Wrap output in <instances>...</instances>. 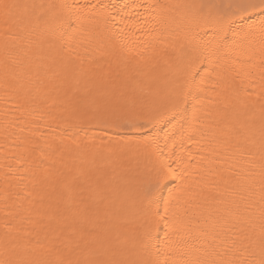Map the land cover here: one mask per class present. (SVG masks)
Wrapping results in <instances>:
<instances>
[{
	"label": "snow or ice",
	"instance_id": "snow-or-ice-1",
	"mask_svg": "<svg viewBox=\"0 0 264 264\" xmlns=\"http://www.w3.org/2000/svg\"><path fill=\"white\" fill-rule=\"evenodd\" d=\"M181 8L196 11L206 29L203 35L185 34L183 41L177 39L172 12ZM0 16L6 29L5 48L9 40L24 39L19 30L36 37L30 43L47 44L58 56L53 60L55 70L43 64L44 57H38L35 76L10 72L6 63L0 99L14 102L20 90L26 89L25 99L33 105L41 101L60 104L80 122L95 121L117 134L127 130L140 133L139 142L148 150L151 163L133 188L91 183L82 188L83 169L65 165L67 171H62L55 160L42 165L40 204L34 203L36 197L29 201L25 238L6 244L0 264H264V194L258 232L251 215L242 214L235 200L219 215L209 214L210 222L200 224L205 214L203 201L208 199L204 190L220 188L208 179L219 175L220 169L213 167L216 164L244 158L254 167L253 150H258L264 193V104L258 149L256 133L246 125H241L246 145L238 142V132L236 143L233 137L222 140L211 135L204 149L207 157L185 148L213 126L201 117L202 108L197 106L201 94L209 90L206 85L228 83L230 77L234 83L242 75L249 76L245 68L255 67L264 80V0H202L183 5L155 0H117L111 5L63 0L47 6L0 0ZM117 16V23H111ZM99 17L104 19L107 47L118 66L150 71L163 49L175 51V59L165 61L170 77L164 87L143 80L130 85L119 74L92 70L91 53L96 50L92 34ZM256 59L258 65L253 63ZM42 69L47 82L40 79ZM66 126L73 125L66 122ZM58 139L60 146L72 145L78 153L113 151L111 142L97 145L90 140L85 144L70 131ZM45 147L50 150L41 153L45 158L61 151L53 143ZM221 153L225 159H217ZM233 166L229 163L228 170ZM248 207L244 206L245 213ZM130 251L135 258L129 257Z\"/></svg>",
	"mask_w": 264,
	"mask_h": 264
},
{
	"label": "bare ground",
	"instance_id": "bare-ground-1",
	"mask_svg": "<svg viewBox=\"0 0 264 264\" xmlns=\"http://www.w3.org/2000/svg\"><path fill=\"white\" fill-rule=\"evenodd\" d=\"M4 3L15 4H58L63 0H3ZM72 3L73 0H66ZM83 2V0H81ZM103 4H115L117 0H96ZM137 3L144 0H136ZM160 4H196L202 0H155ZM206 2V0H204ZM172 15L175 17L173 28L178 40L183 41L184 35L201 36L204 29L202 21L196 15L194 9H174ZM100 23L94 31L93 44L95 51L91 53L92 70L96 73L119 74L121 79H126L131 85L136 80H143L148 84L164 87L165 81L170 73L165 61H173L176 53L172 48L163 49L155 67L149 70L124 68L115 62L114 54L110 53L107 47L105 23L103 17L98 18ZM119 16L111 23L116 24ZM5 27L0 16V97L3 96V80L5 64L8 70L13 73L31 72L36 75L38 57H44L43 64L55 70L54 59H58L57 53L48 48L47 44L42 47L35 41L36 37H28L27 33L22 35V40H9L5 48ZM81 55H87L81 53ZM15 61V63H13ZM259 64V60L253 61ZM249 76H241L228 83H218L215 87L212 84L206 85L209 89L201 94V102L197 104L202 108L201 117L212 123V127L205 129V136L197 141H189L185 148L192 152L200 151V155L207 157L209 153L204 151L208 147L207 140L213 134L219 139L227 140L233 137L232 142L236 143V134L240 136L238 142L247 144L243 135L241 125H246L255 133L254 139L259 141V127L261 123V105L264 104V80L258 67L245 68ZM42 69L40 79L47 82ZM211 79L215 80V74ZM28 95L26 89H21L14 102L6 103L0 99V259L4 258L5 246L9 241H21L25 238L23 229L29 225L24 222L25 209L29 207V201L39 206L38 195L41 194V182L44 178L42 165L56 161V167L62 171L67 168H80L85 172L82 188L88 184L116 185L124 188L135 187L147 174L151 166L148 158V150L144 147L141 134L132 130L123 131L119 134L114 129L103 128L95 121L80 122L76 120L70 109L57 104L51 106L50 102L45 105L42 101L36 105L28 103L25 97ZM55 95V93H53ZM66 122L73 126L69 129ZM78 134L81 141L87 144L94 140L97 145H108L111 142L113 149L111 154L93 155L90 151L77 152L74 146L68 148L60 146L62 134L67 132ZM57 139H53V138ZM177 152L180 146V132L177 130ZM46 143H53L61 148L56 156L45 158L41 153H48L50 150L45 147ZM68 142L65 141V144ZM71 149V150H70ZM223 153L217 159H225ZM254 167H250L241 158L239 162L228 161L213 167L220 169L219 175H212L208 179L220 185L219 191L205 189L207 200L203 201L205 214L200 218V224L208 223V216L215 217L235 200L240 204L242 214L251 215L252 223L258 232L260 224V199L262 193L261 175L259 168L260 155L258 150H253ZM201 163H204L201 161ZM234 166L228 170V164ZM67 165V168L64 166ZM197 171V169H192ZM247 177V179H245ZM32 193L33 195H28ZM243 197V201L240 200ZM47 199L44 204H47ZM248 205L247 213L244 206ZM9 228L12 230L9 231ZM130 258H135L134 252H129Z\"/></svg>",
	"mask_w": 264,
	"mask_h": 264
}]
</instances>
